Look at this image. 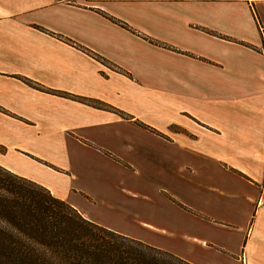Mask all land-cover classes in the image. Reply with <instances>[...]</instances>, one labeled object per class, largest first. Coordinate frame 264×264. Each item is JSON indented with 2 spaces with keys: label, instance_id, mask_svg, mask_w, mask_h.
Here are the masks:
<instances>
[{
  "label": "crops",
  "instance_id": "obj_1",
  "mask_svg": "<svg viewBox=\"0 0 264 264\" xmlns=\"http://www.w3.org/2000/svg\"><path fill=\"white\" fill-rule=\"evenodd\" d=\"M0 108V165L86 219L264 264V0H0Z\"/></svg>",
  "mask_w": 264,
  "mask_h": 264
},
{
  "label": "trees",
  "instance_id": "obj_2",
  "mask_svg": "<svg viewBox=\"0 0 264 264\" xmlns=\"http://www.w3.org/2000/svg\"><path fill=\"white\" fill-rule=\"evenodd\" d=\"M0 264L192 263L86 219L45 186L0 165Z\"/></svg>",
  "mask_w": 264,
  "mask_h": 264
},
{
  "label": "rangeland",
  "instance_id": "obj_3",
  "mask_svg": "<svg viewBox=\"0 0 264 264\" xmlns=\"http://www.w3.org/2000/svg\"><path fill=\"white\" fill-rule=\"evenodd\" d=\"M16 77H18L20 80H22L24 83H26L30 87H32L34 89H37V90H42V87H41V85L39 83H37L35 81H32L31 79H28L27 77H22V76H16ZM51 92L56 93V95L64 96L65 98H68L70 100H75L77 102H81V103H84V104L90 103L89 105H91V106H93L95 108L105 109L104 106H107V105L110 106L109 104H107V103H105V102H103L101 100H98V99H90V98H85V97H81V96H76V95H73V94H70V93H67V92H64V91L51 90ZM97 105H99V106H97ZM100 105H102V106H100ZM110 107H112V106H110ZM113 109H115V108L113 107ZM105 110H108V109H105ZM114 111L117 112V113H121V111H118L116 109ZM0 112H3V109L0 108ZM13 117H15V116H13ZM37 161L42 163L43 165L55 170V171H59L58 168L55 167L54 165L45 163L43 161H39L38 159H37ZM72 170H75L73 166H72ZM188 212L192 213V214H197V212H195L192 209L189 210ZM175 239H178L177 241H181L179 238H175ZM177 241H174L175 242V246H180Z\"/></svg>",
  "mask_w": 264,
  "mask_h": 264
}]
</instances>
